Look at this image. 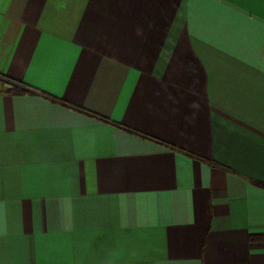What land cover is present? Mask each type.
Listing matches in <instances>:
<instances>
[{"label":"crops","instance_id":"crops-1","mask_svg":"<svg viewBox=\"0 0 264 264\" xmlns=\"http://www.w3.org/2000/svg\"><path fill=\"white\" fill-rule=\"evenodd\" d=\"M0 264H264V0H0Z\"/></svg>","mask_w":264,"mask_h":264},{"label":"built area","instance_id":"built-area-1","mask_svg":"<svg viewBox=\"0 0 264 264\" xmlns=\"http://www.w3.org/2000/svg\"><path fill=\"white\" fill-rule=\"evenodd\" d=\"M13 88H14V83L11 82L5 76L0 75V94L4 93L8 89H13Z\"/></svg>","mask_w":264,"mask_h":264}]
</instances>
